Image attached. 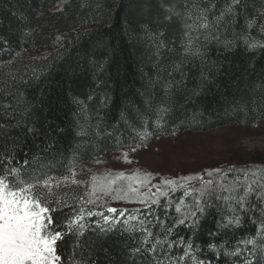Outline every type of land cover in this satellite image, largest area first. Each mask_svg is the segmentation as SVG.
Returning <instances> with one entry per match:
<instances>
[{"label":"snow or ice","instance_id":"6c2138e0","mask_svg":"<svg viewBox=\"0 0 264 264\" xmlns=\"http://www.w3.org/2000/svg\"><path fill=\"white\" fill-rule=\"evenodd\" d=\"M151 8L148 23L154 27L145 34L154 48V72L147 74L151 91L137 94L144 97L140 101L125 93L117 104L108 62L86 54L91 91L69 89L53 107L48 73L59 51L25 60L0 37V55L9 54L0 59V264H98L89 254L105 251L109 242L122 244L131 264H264V163L205 169L156 184L151 173H119L104 184L93 175L80 208L71 217L53 215L67 206L61 193L69 184H87L75 167L64 173L55 166L62 140L79 146L108 137L120 144L115 134L130 128L140 140L121 145L128 149L124 162L131 164L129 152L148 140L153 117L159 123L175 108L198 105L220 89V56L239 49L252 67L264 54V0H151ZM129 26L136 30L133 22ZM64 38L58 35L56 42ZM258 80L259 86L252 81L245 91L264 115V78ZM248 103L244 96L233 100L236 108ZM57 111L72 117L58 123ZM200 114L193 109V118ZM104 196L142 208L101 205ZM205 222L212 226L204 229ZM249 227L255 230L243 231Z\"/></svg>","mask_w":264,"mask_h":264},{"label":"trees","instance_id":"16d2710c","mask_svg":"<svg viewBox=\"0 0 264 264\" xmlns=\"http://www.w3.org/2000/svg\"><path fill=\"white\" fill-rule=\"evenodd\" d=\"M153 14L151 0H0V37L7 40L15 52H21L25 60L46 55L52 58L59 51L61 58L52 61L54 66L48 73V93L53 107L69 89L73 93L91 91L93 77L91 66L85 65L86 54H90L92 60L108 62L117 104L125 93L140 101L144 97L137 94L151 91L147 74L154 72L151 59L154 48L145 34L146 28L154 27L148 23ZM130 21L136 30L129 26ZM58 35L65 37L60 43L56 42ZM8 55L4 53L0 59H7ZM213 58H216L215 53ZM219 59L224 64L225 73L218 80L220 89H213L212 94L202 98L198 105L175 108L163 116L159 123L153 117L147 128L151 133L149 137L173 133L200 134L231 126H256L264 131V115L250 103L245 91L248 83L255 81L259 86L258 77L264 78V54L255 57L252 67L239 49ZM241 96L249 100L246 108H236L233 104V100L238 101ZM60 107H63L62 101ZM193 109L201 114L193 118ZM116 114L117 109L114 107L113 116ZM55 116L59 123L71 119L72 114L68 112L65 116L64 112L57 111ZM254 119L259 121L258 125L252 123ZM115 136L119 138L120 144H117L116 138L108 137L79 146L71 138L64 139L61 141L62 154L54 164L61 172L67 173L69 166L75 167L77 172L82 165H91L116 152L127 151V147L121 146L123 144L140 142L136 132L123 126ZM61 163L63 167H60ZM259 163L264 161L256 164ZM82 179L89 184L87 178ZM87 184L79 187L69 184L61 193V199L67 202V206L53 215L61 219L71 217L81 206L80 197L85 195ZM85 207L96 210L94 204ZM135 209H128V212ZM100 210L105 209L101 207ZM171 214H175L174 210ZM211 226L209 222L203 224L204 229ZM254 230V227H249L243 231ZM200 239H205L203 233ZM122 248V244L109 242L105 249H110L109 255L96 250L89 254V258L94 256L98 264H131ZM67 253V246H64L62 255L67 256Z\"/></svg>","mask_w":264,"mask_h":264},{"label":"rangeland","instance_id":"374dc122","mask_svg":"<svg viewBox=\"0 0 264 264\" xmlns=\"http://www.w3.org/2000/svg\"><path fill=\"white\" fill-rule=\"evenodd\" d=\"M124 152H116L91 165H82L78 169L77 178L89 180L85 188L87 192H91L93 175L97 177L98 184H104L116 178L119 173H124L126 177H131L137 172L141 177L151 173L156 177L152 183L156 184L161 178L175 179L183 175L200 173L205 169L227 168L232 165L239 167L262 162L264 131L256 126H231L200 134L173 133L149 137L136 152H129L131 164L124 162ZM127 183L129 180H117V184ZM104 201L107 202V206L118 209L142 207L137 203L115 201L111 196H104L101 205Z\"/></svg>","mask_w":264,"mask_h":264}]
</instances>
